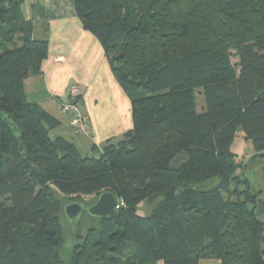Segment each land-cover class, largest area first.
I'll list each match as a JSON object with an SVG mask.
<instances>
[{
  "label": "trees",
  "instance_id": "trees-1",
  "mask_svg": "<svg viewBox=\"0 0 264 264\" xmlns=\"http://www.w3.org/2000/svg\"><path fill=\"white\" fill-rule=\"evenodd\" d=\"M23 3L0 0V264H264V201L232 152L238 134L264 152V0H74L132 107L91 157L28 99L49 42ZM104 192L117 214L74 237L65 204Z\"/></svg>",
  "mask_w": 264,
  "mask_h": 264
},
{
  "label": "crops",
  "instance_id": "crops-1",
  "mask_svg": "<svg viewBox=\"0 0 264 264\" xmlns=\"http://www.w3.org/2000/svg\"><path fill=\"white\" fill-rule=\"evenodd\" d=\"M23 12L34 26V39L49 42L42 76L26 81V93L51 119L50 137L73 142L83 157L93 156L110 139L119 140L132 129L131 102L112 73L100 42L85 31L74 9V0H23ZM83 92L82 112L94 136L77 133L71 116L61 110L72 84ZM158 264H163L159 262ZM200 264H222L204 259Z\"/></svg>",
  "mask_w": 264,
  "mask_h": 264
},
{
  "label": "rangeland",
  "instance_id": "rangeland-1",
  "mask_svg": "<svg viewBox=\"0 0 264 264\" xmlns=\"http://www.w3.org/2000/svg\"><path fill=\"white\" fill-rule=\"evenodd\" d=\"M232 62L234 65H236L239 62V59L236 58L235 55H233ZM75 87L80 88V86L77 85L76 83L72 84L69 90V94L71 91H73ZM69 94L65 101L68 100ZM82 98H83V92L81 91V97L79 96V100H78V103H80L81 112H82V103H81ZM204 103H205V98L204 96L200 95L198 97L199 110H202L204 108ZM70 124L72 128L77 131L78 134L85 136V137H89V138L94 136V134L85 135V134L79 133L78 129L75 126H73L72 120L70 121ZM93 133H94V130H93ZM232 152L238 155L237 162L240 165V168L237 172V175L240 177L241 180L243 181L245 180L249 183L251 190H253L254 192L255 191L260 192V199L264 201V152L256 153L253 147L246 140H244V137L242 134H238V137L232 147ZM240 188L244 190V186H241ZM92 200H93L92 196L86 197L87 202H91ZM158 202L159 200L151 201V202H144L140 204L137 210L138 214L149 215L153 210H155ZM72 234L75 237L73 231H72ZM70 243L71 242L68 243L65 251H68L71 249Z\"/></svg>",
  "mask_w": 264,
  "mask_h": 264
},
{
  "label": "water",
  "instance_id": "water-1",
  "mask_svg": "<svg viewBox=\"0 0 264 264\" xmlns=\"http://www.w3.org/2000/svg\"><path fill=\"white\" fill-rule=\"evenodd\" d=\"M21 150H23L21 148ZM120 204L115 195L111 192L102 193L92 205L82 202L66 203L63 213L71 225L76 238H83L81 223L83 217L88 215L92 218L106 219L117 214Z\"/></svg>",
  "mask_w": 264,
  "mask_h": 264
},
{
  "label": "built area",
  "instance_id": "built-area-1",
  "mask_svg": "<svg viewBox=\"0 0 264 264\" xmlns=\"http://www.w3.org/2000/svg\"><path fill=\"white\" fill-rule=\"evenodd\" d=\"M79 96L81 97L80 88L75 87L70 92L68 100L62 103L61 109L64 113L71 115L72 124L78 129L79 133L93 135L90 119L81 112L80 103H78Z\"/></svg>",
  "mask_w": 264,
  "mask_h": 264
}]
</instances>
